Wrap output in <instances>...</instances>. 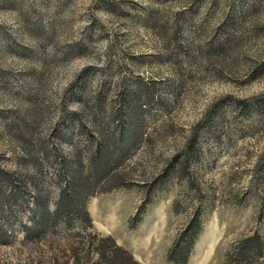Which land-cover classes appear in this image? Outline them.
<instances>
[{
    "label": "rangeland",
    "instance_id": "rangeland-1",
    "mask_svg": "<svg viewBox=\"0 0 264 264\" xmlns=\"http://www.w3.org/2000/svg\"><path fill=\"white\" fill-rule=\"evenodd\" d=\"M112 245L264 264V0H0V264Z\"/></svg>",
    "mask_w": 264,
    "mask_h": 264
},
{
    "label": "trees",
    "instance_id": "trees-1",
    "mask_svg": "<svg viewBox=\"0 0 264 264\" xmlns=\"http://www.w3.org/2000/svg\"><path fill=\"white\" fill-rule=\"evenodd\" d=\"M117 144H118V149L116 150L118 153L117 155H119L120 151L123 149L124 150V146L121 145V141L117 140ZM131 144L130 142V138L127 139V144H125V146H129ZM120 150V151H119ZM107 152H109V157L114 154V153H110V150H108ZM113 164V161L110 159L108 161H104V163L102 162L101 164H99L96 167V172L99 170L100 174H99V178L98 179H102V177L106 176L107 172H108V168L110 167V165ZM98 175V174H97ZM3 178L7 181V183H12L11 182V177L8 173H4L2 174ZM84 179V183L87 184L89 178H83ZM78 180H76L77 182ZM84 184H82L81 187H77L75 188L76 190H85V186L83 188ZM75 192L74 193H68V192H63L62 193V199H61V203H60V208L64 211H72L74 212L75 210H77V205H76V200H75ZM60 211V210H59ZM80 217V216H79ZM86 217V215L84 214L83 219ZM248 246L250 248L251 251H260V247L257 243L256 240H251L250 242H248ZM109 256H105L103 257L106 261L107 264H132L131 261V257L130 255L127 254L126 251L120 249V248H116L113 245L109 246ZM120 258H123L126 262H120Z\"/></svg>",
    "mask_w": 264,
    "mask_h": 264
}]
</instances>
